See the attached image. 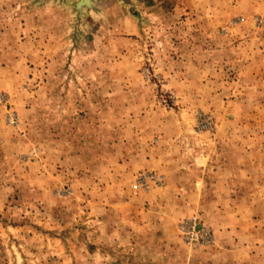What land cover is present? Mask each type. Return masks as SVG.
<instances>
[{"label": "rangeland", "instance_id": "1", "mask_svg": "<svg viewBox=\"0 0 264 264\" xmlns=\"http://www.w3.org/2000/svg\"><path fill=\"white\" fill-rule=\"evenodd\" d=\"M133 2L78 22L72 0H0V264H264V219L138 217L165 187L142 164L167 151H242L237 192L264 193V0ZM192 216L210 245L181 242Z\"/></svg>", "mask_w": 264, "mask_h": 264}, {"label": "crops", "instance_id": "2", "mask_svg": "<svg viewBox=\"0 0 264 264\" xmlns=\"http://www.w3.org/2000/svg\"><path fill=\"white\" fill-rule=\"evenodd\" d=\"M157 157V160L145 161L142 165L144 168L163 174L165 183L163 190L171 196H165V193H162L163 190L156 191L151 206H159V211L153 207L139 213V224L142 225L143 230L149 229L152 225L154 229L160 228L161 224L169 225V221L162 222L163 217L160 219L162 214L160 207L162 206L184 207L191 204L192 207H196L211 204L213 210L223 215V217L219 215L223 220V226L219 228H230L231 222H235V227L237 223L249 222V225L245 224L248 226L247 230L257 231L258 220L262 221L264 218L259 216L260 211H257L256 207L264 206V193L249 194L242 198L237 192L241 189L240 185L243 182L241 179L249 175L247 168L239 166L242 151H237V153L235 151L230 155L226 150H220L217 155L211 157L207 155L201 158L179 153L176 155L174 151H167ZM207 196L212 197V202L205 203ZM167 215L168 220L185 217L183 211L175 209H173V214ZM226 215L230 216L228 217L230 220H226ZM241 229L243 231L242 225Z\"/></svg>", "mask_w": 264, "mask_h": 264}, {"label": "built area", "instance_id": "3", "mask_svg": "<svg viewBox=\"0 0 264 264\" xmlns=\"http://www.w3.org/2000/svg\"><path fill=\"white\" fill-rule=\"evenodd\" d=\"M160 178L155 174H140L137 176L135 188L148 185L152 182L155 185L160 184ZM177 231L181 242L188 247H206L213 242L208 227L200 224L194 216L182 220L177 225Z\"/></svg>", "mask_w": 264, "mask_h": 264}, {"label": "water", "instance_id": "4", "mask_svg": "<svg viewBox=\"0 0 264 264\" xmlns=\"http://www.w3.org/2000/svg\"><path fill=\"white\" fill-rule=\"evenodd\" d=\"M72 1H73L72 3L73 11L77 14L76 19L78 22L85 13L95 11L94 4L97 0H72ZM126 3L127 5L129 4L130 7H133L135 4L133 0H126Z\"/></svg>", "mask_w": 264, "mask_h": 264}]
</instances>
